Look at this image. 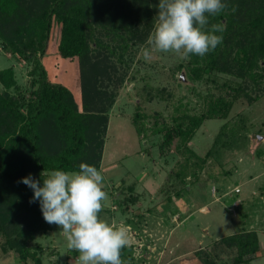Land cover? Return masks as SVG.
Instances as JSON below:
<instances>
[{
    "label": "trees",
    "instance_id": "1",
    "mask_svg": "<svg viewBox=\"0 0 264 264\" xmlns=\"http://www.w3.org/2000/svg\"><path fill=\"white\" fill-rule=\"evenodd\" d=\"M157 2L0 0L1 48L31 64L28 94L16 86L12 67L0 69V250L12 252L20 263L42 264L41 246L31 243L51 229L38 202H30L32 190L20 178L31 174L39 179L40 173L43 178L57 168L77 170L82 161L99 169L108 111L126 73L122 65L136 54L137 46H147L156 23ZM226 3L222 13L210 18V24L224 25L222 43L203 57L182 58L176 65L191 81H213L218 93L209 91L206 105L198 113L178 103L172 123L155 120L150 128L152 134L161 135V154L167 152L173 137L188 152L175 173L180 182L187 174L189 156L195 157L192 163L199 168L204 160L187 144L201 123L226 117L239 91L249 95L253 86L264 93V0ZM55 29L61 58L78 60L80 107L69 88L47 78L41 63ZM212 71L232 75L240 82L236 87L218 84L208 75ZM145 117L137 104L131 122L138 135H145L147 127L141 121ZM222 130L211 148L215 152L227 143L220 141ZM189 174L196 178L197 172L192 169ZM135 199L132 195L116 202ZM259 249L257 232L249 229L224 235L209 247L197 249L195 255L202 264H249ZM74 254L73 250L69 257ZM130 255L131 247L122 248L121 258Z\"/></svg>",
    "mask_w": 264,
    "mask_h": 264
},
{
    "label": "rangeland",
    "instance_id": "2",
    "mask_svg": "<svg viewBox=\"0 0 264 264\" xmlns=\"http://www.w3.org/2000/svg\"><path fill=\"white\" fill-rule=\"evenodd\" d=\"M56 31L51 33L41 63L47 78L69 88L80 107L78 60L61 58L56 50ZM149 38L147 46H137L136 54L122 65L126 73L108 111L99 160L106 193L99 215L113 225L126 227L129 234L131 255L122 258L123 264H202L195 255L197 249L209 247L224 235L249 229L257 232L260 243L249 264H264V93L251 85L250 96L237 93L226 117L201 123L187 144L204 160L199 168L193 165L195 157L189 156L184 169L187 174L180 182L175 173L188 152L173 137L167 152L161 154V135L152 134L150 128L155 120L158 124L172 123L178 103L198 113L206 105L208 92L218 93V89L211 80L191 81L183 68H176L183 58L181 53L156 50ZM9 66L14 70L16 86L28 94L31 64L0 45V69ZM208 75L218 84L236 87L240 82L226 73L212 71ZM137 104L146 115L141 120L147 127L143 136L131 122ZM221 128L224 135L220 141L227 143L215 152L211 148ZM192 169L196 178L189 174ZM132 195L134 201L116 202ZM31 244L41 246L42 264H78L72 257L77 259L79 253L74 250L69 257L73 249L68 248L56 224ZM0 264L23 263L12 252L0 250Z\"/></svg>",
    "mask_w": 264,
    "mask_h": 264
},
{
    "label": "clouds",
    "instance_id": "3",
    "mask_svg": "<svg viewBox=\"0 0 264 264\" xmlns=\"http://www.w3.org/2000/svg\"><path fill=\"white\" fill-rule=\"evenodd\" d=\"M156 23L149 43L161 52L181 53L184 59L203 57L223 41L224 25L210 24L223 12L226 0H158ZM235 11V9H233ZM32 190L44 220L63 231L67 246L79 253L78 264H123L121 250L129 244L124 226H116L99 214L106 193L103 174L87 162L77 170L54 169L43 178H20Z\"/></svg>",
    "mask_w": 264,
    "mask_h": 264
}]
</instances>
